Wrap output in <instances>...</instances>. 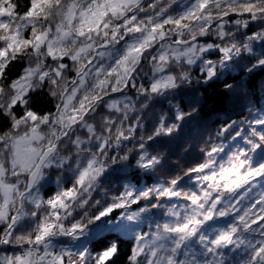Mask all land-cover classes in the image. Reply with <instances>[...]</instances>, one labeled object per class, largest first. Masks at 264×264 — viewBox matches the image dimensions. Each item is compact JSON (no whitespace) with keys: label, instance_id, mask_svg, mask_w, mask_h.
<instances>
[{"label":"snow or ice","instance_id":"snow-or-ice-1","mask_svg":"<svg viewBox=\"0 0 264 264\" xmlns=\"http://www.w3.org/2000/svg\"><path fill=\"white\" fill-rule=\"evenodd\" d=\"M257 72L264 0H0V264H264Z\"/></svg>","mask_w":264,"mask_h":264},{"label":"trees","instance_id":"trees-1","mask_svg":"<svg viewBox=\"0 0 264 264\" xmlns=\"http://www.w3.org/2000/svg\"><path fill=\"white\" fill-rule=\"evenodd\" d=\"M21 2H23V0H21ZM19 67H20L19 62H16L15 64H13L9 70V75H14L18 71ZM262 76H264V74L257 72L255 76L252 77V84H253V87L257 89L258 95H264V92L260 90ZM223 79L224 77H221V80ZM220 87H221L220 83L217 82L215 87L211 88V90L207 92V95L209 97H212L213 101L218 100L219 98L218 89H220ZM37 106H43V102L38 100ZM212 108H213V104H208L204 108V110L201 112L199 117H194L184 122L180 136L177 139L173 141H166L164 142V144L161 145L162 147H165L168 144L173 145L175 149V153L177 154L172 157L173 162L183 164L185 161H182L180 159V155L181 153L184 152L186 148L189 147V145H185L184 143L185 139L188 138L190 135H194L195 133L202 131L203 127L209 124L211 120H216V116L212 113ZM244 115H247V110H245ZM216 123L219 124L220 121L216 120ZM215 126L216 125H212V127H215ZM206 138L207 137L205 136V139ZM201 147H203V144H197L195 151H198L199 148ZM192 155H195V152H193ZM189 162H191V157H189Z\"/></svg>","mask_w":264,"mask_h":264}]
</instances>
